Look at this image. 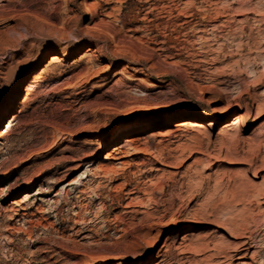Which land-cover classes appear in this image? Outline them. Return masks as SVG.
Here are the masks:
<instances>
[{
    "label": "rangeland",
    "instance_id": "rangeland-1",
    "mask_svg": "<svg viewBox=\"0 0 264 264\" xmlns=\"http://www.w3.org/2000/svg\"><path fill=\"white\" fill-rule=\"evenodd\" d=\"M256 180L264 0H0V264H264Z\"/></svg>",
    "mask_w": 264,
    "mask_h": 264
},
{
    "label": "bare ground",
    "instance_id": "bare-ground-1",
    "mask_svg": "<svg viewBox=\"0 0 264 264\" xmlns=\"http://www.w3.org/2000/svg\"><path fill=\"white\" fill-rule=\"evenodd\" d=\"M166 57H168V54L167 55H165ZM59 58H60V55L59 54H56V55H53L52 57H51V59H50V63L49 64H53V63H56V62H58L59 61ZM171 58V62H172V64H178L179 63V61H177L176 59H174L173 57H170ZM41 77H42V73L40 72H38V73H35L33 76H32V79L30 80V82L26 85V88L24 89V91H26V92H30V91H32L36 86H37V84H38V82L40 81V79H41ZM17 100H18V98L17 97H15V99H14V101L15 102H17ZM262 116V115H261ZM188 123H189V125L191 126V125H193V126H195L196 128H197V130H202L203 131V129L204 128H206L207 127V123L205 122V121H197V120H194V119H189V121H188ZM207 124V125H206ZM180 125H183V123L182 124H180ZM230 125V124H229ZM207 129V128H206ZM174 130H177V129H174ZM183 130V129H182ZM207 135V134H206ZM129 138H131V137H128L127 138V141H126V143H125V145H123V146H128L130 143H132L133 142V139H129ZM200 138H198V140H199ZM202 139V138H201ZM196 140V139H195ZM195 140H193V141H195ZM201 141V140H200ZM199 142V141H198ZM123 146L121 145H119V144H117V145H115V147H114V151L113 152H120L121 151V148H123ZM135 150V149H134ZM161 152V151H160ZM156 156V155H155ZM158 156V155H157ZM163 157V156H162ZM158 158V157H157ZM165 159V158H164ZM164 161V160H163ZM145 163V162H144ZM129 164V163H128ZM118 166V165H117ZM124 168V167H123ZM115 169V168H114ZM253 182V181H252ZM74 183V181L73 182H69L68 183V186L70 185V184H73ZM67 188V187H66ZM88 188V187H87ZM252 190L254 191V193L255 194H257V195H260V197H261V195H263L264 194V182L262 181V183H260V181L258 182L257 180L256 181H254V183L252 184ZM139 189V188H138ZM46 190V189H45ZM84 191V189H81V190H79V192H83ZM138 191V190H137ZM48 192H50V191H41V190H39V191H37L36 192V194H40V193H44V194H46V193H48ZM51 193V192H50ZM70 192H69V190L67 189V194H69ZM57 194V193H56ZM254 194V195H255ZM24 198L25 199H27V197L29 198L30 196H32V195H30V193L29 192H26L25 194H24ZM79 196L80 195H76V197L77 198H79ZM256 196V195H255ZM135 197V196H134ZM257 197V196H256ZM259 197V196H258ZM76 198V199H77ZM242 198V197H241ZM248 199V198H247ZM137 200V199H136ZM145 202V201H144ZM149 202V201H148ZM13 203L14 204H17L18 203V200H14L13 201ZM138 203V202H137ZM140 203H141V201H140ZM128 204V203H127ZM135 204V203H134ZM82 207V206H81ZM26 209V208H25ZM137 211V210H136ZM25 213L26 212H24L23 214L25 215ZM153 215V214H152ZM154 216V215H153ZM83 217V216H82ZM116 218V217H115ZM115 218H113V219H115ZM121 218V217H120ZM83 218H81V220H82ZM112 219V220H113ZM141 219V218H140ZM79 221V220H78ZM83 221V220H82ZM122 221V220H121ZM88 224V223H87ZM30 233V232H29ZM236 235V234H235ZM238 235H240V234H238ZM246 237V236H245ZM241 242V241H240ZM225 243V242H224ZM236 243V242H235ZM239 243V242H238ZM217 245H219V242L218 243H216ZM221 244V243H220ZM247 244H248V242L247 241H245V240H243L241 243H239L238 245H234V249H233V251L235 250V251H239V250H242L243 252H241L240 253V255H237V254H231L229 257H226L223 261H222V263L221 264H234V263H239V264H251L250 262H248L247 260H246V258H245V256L250 252V246H247ZM216 245V246H217ZM229 251V250H228ZM220 252V251H219ZM222 253V252H221ZM235 261H237V262H235ZM239 261V262H238ZM160 262H158L157 264H159ZM217 264V263H216Z\"/></svg>",
    "mask_w": 264,
    "mask_h": 264
}]
</instances>
